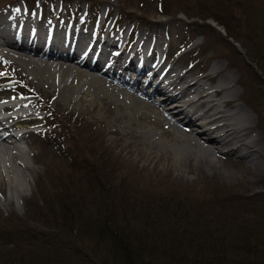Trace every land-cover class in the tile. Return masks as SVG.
Returning <instances> with one entry per match:
<instances>
[{"label":"rangeland","instance_id":"rangeland-1","mask_svg":"<svg viewBox=\"0 0 264 264\" xmlns=\"http://www.w3.org/2000/svg\"><path fill=\"white\" fill-rule=\"evenodd\" d=\"M50 1L55 16L59 1ZM107 1L88 0L85 20L104 16L109 7L112 20L122 13L120 30L127 31L137 18L144 24L137 35L149 30L168 38L176 68L196 77L224 65L223 72L237 79L233 87L241 98L256 108L264 105L261 93L253 92L259 82L264 88V0ZM30 2L40 1H25ZM74 5L70 0L63 7L71 12ZM79 6L76 21L85 1ZM190 19L206 22L196 27L188 25ZM110 25L111 20L106 28ZM1 72H6L2 65ZM42 105L51 125L26 144L21 187L12 190L0 174V264H112L109 252L120 238L139 252L138 264H264V167L248 195L250 174L218 164L186 173L162 163L122 178V159L113 155L117 148L100 127L88 118L67 120L68 113L50 102ZM36 140L50 144L43 147ZM45 150L56 156L48 159ZM75 167L76 177H71ZM97 183L101 187L93 186ZM64 205L73 207L72 214L77 211L78 227L63 222ZM248 246L251 255L244 257Z\"/></svg>","mask_w":264,"mask_h":264},{"label":"bare ground","instance_id":"bare-ground-1","mask_svg":"<svg viewBox=\"0 0 264 264\" xmlns=\"http://www.w3.org/2000/svg\"><path fill=\"white\" fill-rule=\"evenodd\" d=\"M19 1L0 10V62L13 71L10 79L18 83L19 89L35 98L31 107L40 108L50 102L54 109L68 113L67 120L88 118L98 131L100 127L109 136L110 145L117 148L113 155L122 159V178L162 163L186 173H200L204 166L218 164L250 174L253 184L246 195L259 185L257 180L264 167V105L256 108L242 99V92L233 87L237 79L223 72L224 65H216L211 73L193 79L187 71L167 68L161 62L162 42L156 41V31L139 32L127 54L128 38L122 32L107 33L102 39L100 32L94 36V24L86 29H69L60 24L58 19L68 16L69 11L63 5L70 0L57 6L56 20L43 19L44 5L49 1L39 0L36 15L28 12L31 8L26 0ZM73 1L75 16L83 0ZM89 7L83 9L82 25ZM68 50L89 54L86 60L77 61ZM2 80L0 103H14L2 107L3 112L20 109L19 98ZM156 94L160 96L158 102L148 103ZM249 109L256 115L252 116ZM175 115H179L177 121L173 120ZM32 125L51 124L46 118H36L19 120L12 127ZM34 142L43 147L50 144L48 140ZM44 156L49 159L56 153L45 150ZM24 158L7 138L0 137V174L12 190L21 187L23 177L18 173ZM77 169H71V177H76ZM87 169L91 171V166Z\"/></svg>","mask_w":264,"mask_h":264},{"label":"trees","instance_id":"trees-1","mask_svg":"<svg viewBox=\"0 0 264 264\" xmlns=\"http://www.w3.org/2000/svg\"><path fill=\"white\" fill-rule=\"evenodd\" d=\"M223 25V24H222ZM226 28V27H225ZM72 206H68V205H64L63 206V214L61 216V218L63 219V222L69 223V227H73V226H77L78 224H81V220L79 218V220H76L75 215L77 214V211L75 213L72 214ZM75 211V210H74ZM109 221V220H107ZM120 234V237H123V234H121L120 232H118ZM119 237V236H118ZM114 236L112 237L111 241L113 240ZM118 243L115 244L116 249H112L110 250L109 253H111V257L113 259V263L112 264H138V261H140V255L139 252H136V250H133L132 248L126 247L129 246V244L124 243L122 238H120V241H117ZM249 247V246H248ZM246 255H251L250 253V247L248 251H244V257ZM264 256V255H262ZM84 261V260H82ZM242 261V260H241ZM106 260L105 263L106 264ZM246 262V260H245ZM84 264H87L86 262H84ZM88 264H92L91 261H88ZM246 264H251V263H246Z\"/></svg>","mask_w":264,"mask_h":264}]
</instances>
